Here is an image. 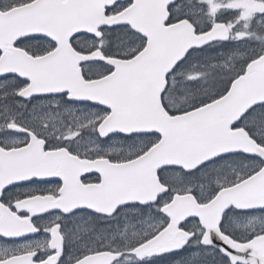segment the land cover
Masks as SVG:
<instances>
[{"label":"snow or ice","instance_id":"6c2138e0","mask_svg":"<svg viewBox=\"0 0 264 264\" xmlns=\"http://www.w3.org/2000/svg\"><path fill=\"white\" fill-rule=\"evenodd\" d=\"M0 264H264V0H0Z\"/></svg>","mask_w":264,"mask_h":264}]
</instances>
